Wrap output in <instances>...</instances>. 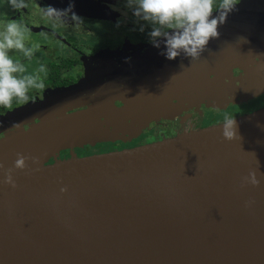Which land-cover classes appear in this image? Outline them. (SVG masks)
Returning <instances> with one entry per match:
<instances>
[{
	"label": "water",
	"instance_id": "95a60500",
	"mask_svg": "<svg viewBox=\"0 0 264 264\" xmlns=\"http://www.w3.org/2000/svg\"><path fill=\"white\" fill-rule=\"evenodd\" d=\"M218 31L192 62L163 44L101 53L36 103L50 106L27 117L35 126L0 140V264H264V106L233 117L232 141L219 122L48 162L263 95L264 0L238 3ZM27 149L39 163L4 184ZM251 170L259 185L241 187Z\"/></svg>",
	"mask_w": 264,
	"mask_h": 264
},
{
	"label": "flooded vegetation",
	"instance_id": "af4514ba",
	"mask_svg": "<svg viewBox=\"0 0 264 264\" xmlns=\"http://www.w3.org/2000/svg\"><path fill=\"white\" fill-rule=\"evenodd\" d=\"M241 1L239 0V3ZM70 2L73 5L72 11L80 17L78 21L68 16L62 20H52L42 11L46 5L64 9ZM216 3L218 4L219 0H216ZM25 4L26 7L16 10L10 6L8 0H0V31H3L4 25L12 20L23 26L26 46L34 50V55L30 59L25 58L17 50H11L9 54L14 61L23 63L25 74L38 77L45 87L30 89L27 103L14 100L11 107L0 106V126L9 124L15 126L17 122L20 123L17 128L12 127L0 133V140L21 128L35 126L37 121L25 124L27 117L39 114L40 109L50 106L39 108L36 103L49 97L55 90L77 83L84 77L93 57L108 51L125 50L130 46L151 44L147 35L150 25L137 21L131 9L126 7V0H25ZM139 23H145L143 32L139 31ZM42 65L45 71H40ZM109 143L82 151L81 149L61 151L56 155V159L98 152L96 147H104L105 144L110 145ZM110 148L113 149L112 147L103 149ZM53 161V158L48 160Z\"/></svg>",
	"mask_w": 264,
	"mask_h": 264
},
{
	"label": "clouds",
	"instance_id": "9594fccd",
	"mask_svg": "<svg viewBox=\"0 0 264 264\" xmlns=\"http://www.w3.org/2000/svg\"><path fill=\"white\" fill-rule=\"evenodd\" d=\"M8 3L16 10L26 7L25 0H8ZM238 3L239 0H219L218 4L216 0H126V7L131 9L138 22L150 25L147 33L149 42L156 48L163 44L164 51L161 54L166 59L174 60L183 56L191 58L192 62L200 59L211 39L219 37V25L225 22ZM72 8L70 2L64 9L46 5L42 11L52 20H62L68 16L78 21L80 17ZM214 12L216 15H213ZM145 23H139V31L145 30ZM11 50H17L29 59L34 55V50L26 46L23 26L14 20L6 23L3 31H0V106L4 107H11L14 100L27 103L30 89L45 87L38 77L25 74L23 63L14 61L10 56ZM40 71H45L43 65ZM221 125L224 140L239 139L237 125L232 116L226 114ZM28 160L33 164L39 163L38 158L17 153L13 166L3 172L2 182L16 188L13 173L17 169L28 168ZM3 167L0 164V169ZM259 183L256 170L249 171L247 176L241 178V187L247 184L258 186ZM60 191L64 192L66 188H61Z\"/></svg>",
	"mask_w": 264,
	"mask_h": 264
},
{
	"label": "rangeland",
	"instance_id": "374dc122",
	"mask_svg": "<svg viewBox=\"0 0 264 264\" xmlns=\"http://www.w3.org/2000/svg\"><path fill=\"white\" fill-rule=\"evenodd\" d=\"M261 106H264V94L254 100L243 102L241 104L231 105V106H228L226 109L222 111H218V112H212V111L205 110L204 108H200L198 109V111H191L187 113V115L181 118H176L173 121H166V122L164 121L162 123H158L154 125L153 127L145 128L136 136H133V137H130L124 140H120V141H115V142H110V143L108 142L110 145L105 144L104 147H96V148L98 149V151H102L104 150L103 148H106V147H112L113 149H118L119 146L126 145V144L149 141V140H153V139L160 138V137L163 138V136L177 135V134L188 132L191 130H196L197 128H203L206 126L216 124L219 121H222L226 114L233 116V117L240 116L242 114L253 111L254 109L259 108ZM211 112L215 114L212 115ZM209 113L211 115H209ZM29 128L31 127H28V129ZM104 143L105 142L103 143L96 142L94 144H84L82 147H78L74 149H81L82 151V150H85L86 148H91V147L95 148L96 145L102 146ZM74 149L69 150V151H73ZM63 151H66V150H63ZM60 152L58 154H60ZM40 157H43V155L40 154ZM56 157L57 156L53 157V159H55Z\"/></svg>",
	"mask_w": 264,
	"mask_h": 264
},
{
	"label": "bare ground",
	"instance_id": "6f19581e",
	"mask_svg": "<svg viewBox=\"0 0 264 264\" xmlns=\"http://www.w3.org/2000/svg\"><path fill=\"white\" fill-rule=\"evenodd\" d=\"M25 153H26L25 156H27V157H35V156L31 155L32 152H31L30 149H27V152H25ZM36 158H37V157H36ZM27 162L30 163V165H33V163H32L31 160H28Z\"/></svg>",
	"mask_w": 264,
	"mask_h": 264
},
{
	"label": "trees",
	"instance_id": "16d2710c",
	"mask_svg": "<svg viewBox=\"0 0 264 264\" xmlns=\"http://www.w3.org/2000/svg\"><path fill=\"white\" fill-rule=\"evenodd\" d=\"M261 107H263V106H261ZM261 107H259V108H261ZM256 109H258V108H256ZM256 109H254V110H256Z\"/></svg>",
	"mask_w": 264,
	"mask_h": 264
}]
</instances>
